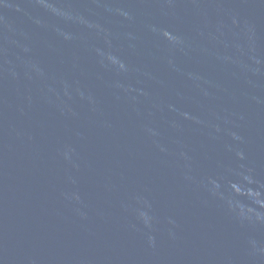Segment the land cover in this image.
<instances>
[{
	"label": "water",
	"instance_id": "obj_1",
	"mask_svg": "<svg viewBox=\"0 0 264 264\" xmlns=\"http://www.w3.org/2000/svg\"><path fill=\"white\" fill-rule=\"evenodd\" d=\"M0 264H264V0H0Z\"/></svg>",
	"mask_w": 264,
	"mask_h": 264
}]
</instances>
